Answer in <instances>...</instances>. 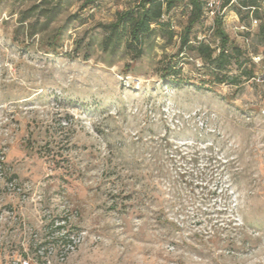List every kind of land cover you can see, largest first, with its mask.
<instances>
[{
  "label": "rangeland",
  "instance_id": "obj_1",
  "mask_svg": "<svg viewBox=\"0 0 264 264\" xmlns=\"http://www.w3.org/2000/svg\"><path fill=\"white\" fill-rule=\"evenodd\" d=\"M43 2L0 0V214L18 216L0 221V254L19 245L23 219L39 227L51 213L89 232L63 264H264L260 21L209 5L191 43L217 46L222 16L257 76L205 91L161 77L169 59L200 76L195 52L175 56L186 6L165 16L173 38L157 35L133 61L124 49L104 51L99 27L130 0H62L48 29L31 35L53 5L33 8Z\"/></svg>",
  "mask_w": 264,
  "mask_h": 264
},
{
  "label": "trees",
  "instance_id": "obj_2",
  "mask_svg": "<svg viewBox=\"0 0 264 264\" xmlns=\"http://www.w3.org/2000/svg\"><path fill=\"white\" fill-rule=\"evenodd\" d=\"M95 1L85 0L84 6L87 7ZM61 2L62 0H44L43 4L33 7L37 9L45 4H53L43 12L46 21L42 29L36 28V24H31V35L48 29L60 12ZM182 5L187 7L189 18L181 36V46L175 56H180L188 50L195 52L202 60V65L197 68L200 76L198 78L184 74L179 62L169 59L162 63L160 68L162 79L177 86L187 85L199 90L212 91L217 85H231L239 89L257 76L253 59L240 44L232 40L225 29L222 16H217L214 23V35L219 39L217 46L204 39L197 40L196 44L191 43L195 25L203 21L210 9L209 0H130L128 7L116 11L114 20L99 24L105 33L102 41L103 50L116 53L124 49L131 55L133 61L139 60L157 35L173 38L175 31L172 22L169 18L165 19V16ZM231 6L242 17L243 13H246L247 16L252 15L260 21L258 38L260 44L264 45V13L261 0H222V8ZM79 17L78 14H73L67 24L58 28L50 43L58 44V40H62L63 35L69 30L70 21ZM92 44L93 40L89 45ZM89 56L90 54H86L85 60L89 59ZM185 56L190 58L189 55ZM233 66H236V72H233Z\"/></svg>",
  "mask_w": 264,
  "mask_h": 264
},
{
  "label": "built area",
  "instance_id": "obj_3",
  "mask_svg": "<svg viewBox=\"0 0 264 264\" xmlns=\"http://www.w3.org/2000/svg\"><path fill=\"white\" fill-rule=\"evenodd\" d=\"M222 0H214L221 5ZM11 186H15L10 181ZM20 189V188H19ZM69 216H51V213L41 217V226H32L24 219L20 224L23 230L19 245L17 242L5 243L8 254H0V264H63L72 256L89 238L86 229L78 228L72 224ZM18 219L14 211L6 210L0 214V221ZM20 219V218H19ZM11 248V249H9Z\"/></svg>",
  "mask_w": 264,
  "mask_h": 264
}]
</instances>
